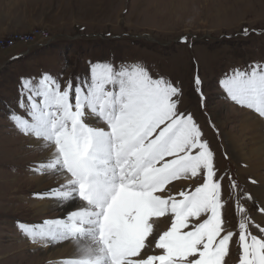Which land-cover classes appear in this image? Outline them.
I'll use <instances>...</instances> for the list:
<instances>
[{
    "label": "snow or ice",
    "instance_id": "6c2138e0",
    "mask_svg": "<svg viewBox=\"0 0 264 264\" xmlns=\"http://www.w3.org/2000/svg\"><path fill=\"white\" fill-rule=\"evenodd\" d=\"M195 84L203 106L198 76ZM219 85L264 121V64L232 69ZM181 96L175 82L139 62L90 63L63 86L49 73L21 77L24 114L11 110L8 118L49 152L33 170L63 178L35 195L73 206L62 218L17 221L21 234L43 247L70 244L71 255L55 264H224L234 233L222 217L215 154L193 115L180 110ZM192 178L202 182L173 193V182ZM236 209L239 264H264V227L244 215L240 199Z\"/></svg>",
    "mask_w": 264,
    "mask_h": 264
},
{
    "label": "rangeland",
    "instance_id": "374dc122",
    "mask_svg": "<svg viewBox=\"0 0 264 264\" xmlns=\"http://www.w3.org/2000/svg\"><path fill=\"white\" fill-rule=\"evenodd\" d=\"M35 28L51 40L40 46L1 44L14 33ZM95 62L117 66L139 62L154 77L163 76L181 88L180 110L193 115L215 154L222 217L234 233L224 264H239L241 215L236 201L240 199L244 215L254 224L260 223L256 216L261 205L252 190V175L242 172L248 169L247 161L232 147L229 135L242 140L244 116L258 117L229 100L219 81L232 69L264 64V0H0V264H47L35 253L40 247L29 248L31 242L21 234L17 221L39 223L61 218L64 212L57 203L36 214L22 206L28 203V195L36 194V185L25 180L40 175L33 169L49 152L35 151L39 142L18 133L8 118L11 110L24 114L17 106L21 77L49 73L63 86L70 78L85 76ZM197 76L203 106L196 91ZM257 173L263 180L264 166ZM229 177L238 188L232 187ZM201 182L196 178L175 181L173 193ZM161 225L160 230H165L167 223ZM249 227L253 234L262 235L253 224Z\"/></svg>",
    "mask_w": 264,
    "mask_h": 264
},
{
    "label": "bare ground",
    "instance_id": "6f19581e",
    "mask_svg": "<svg viewBox=\"0 0 264 264\" xmlns=\"http://www.w3.org/2000/svg\"><path fill=\"white\" fill-rule=\"evenodd\" d=\"M244 117H245V121H244L245 123L241 125L242 126L241 130L243 131V134L246 136L242 140H240L239 136L232 134L231 136L229 135V139L232 141V143L234 145L233 146L231 143L232 147L239 153L240 156L244 157L245 161H247L245 164H247L248 169H243L242 172H245V173L247 172L248 176H249V173H250V175H252L250 180L252 183H253V181H255V183H253L252 190L254 189L255 198L260 203L261 207H264V179L262 178L263 180H261L259 178V174L257 173L259 171L260 167L264 166V164H263L264 163V128H262V126L259 125L260 123H262L261 120H259L258 118H254L253 114L245 115ZM34 143L36 144L35 141H34ZM37 146L34 147L35 151L36 150H38L40 152L45 151V150H41ZM235 150H234V152H235ZM27 181L36 185V189L33 191H36V193H44L49 188L56 186L58 183H62L63 178L60 177L58 174L51 173L49 175L48 174L39 175L38 177L31 178L30 180H25V182H27ZM22 182H24V181H22ZM249 184H251V183H249ZM27 199H29L28 203L22 205V206L27 207V208H24V207L23 208L24 209L31 208L34 210L35 214H36V212H38L40 210L42 212H44L46 210L49 211L50 209L54 208L52 205L56 204V202L53 200L42 199L36 195H33V196L28 195ZM250 208H252V207H250ZM63 210H64V212L61 215V218L67 215V210H73V206L69 205L67 210H65V209H63ZM37 214H39V213H37ZM256 218H257V221L260 222L264 226V213H262L260 211L257 214ZM161 227H162V225H161ZM30 245H32V246H30ZM30 245H29V248H35L36 246L40 247V248L36 249L35 253H36L37 257H40V255H41V258H43L44 260H47V264H49L50 261H52L53 264H55V262L58 261L60 258L65 257V256H69L72 253L71 245L66 243V242L60 243V244H52L48 247H43L40 245H34L33 243H31ZM15 253L18 254L17 252H15Z\"/></svg>",
    "mask_w": 264,
    "mask_h": 264
},
{
    "label": "built area",
    "instance_id": "2783aa9c",
    "mask_svg": "<svg viewBox=\"0 0 264 264\" xmlns=\"http://www.w3.org/2000/svg\"><path fill=\"white\" fill-rule=\"evenodd\" d=\"M51 40L48 33L41 31L40 29H33L28 33H14L9 37L1 40V44L5 46H12L15 42H23L30 46H40Z\"/></svg>",
    "mask_w": 264,
    "mask_h": 264
}]
</instances>
